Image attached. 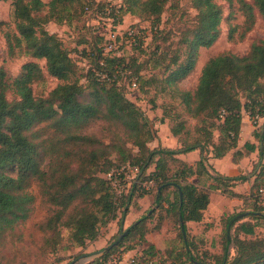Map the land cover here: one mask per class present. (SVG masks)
<instances>
[{
	"label": "trees",
	"instance_id": "trees-1",
	"mask_svg": "<svg viewBox=\"0 0 264 264\" xmlns=\"http://www.w3.org/2000/svg\"><path fill=\"white\" fill-rule=\"evenodd\" d=\"M10 1L16 34H6L8 54L14 57L27 52L33 58L44 59L46 72L60 82L47 97L35 95L32 85L44 80L37 62H24L20 74L14 78L6 76L0 66V250L37 208L45 211L35 225L43 235V247L55 251L60 246L63 229L68 231L71 244L83 246L96 239L99 226L114 219L120 206L128 204L122 211L123 220L136 198L153 189V203L159 210L154 228L159 229L162 219L170 217L183 243L181 255L189 264H264V237L255 232L264 224V120L253 132L257 144L246 142L243 146L247 152L256 148L258 152L249 174L253 183L247 197L230 189L235 182L248 180L246 175L212 176L207 171L210 158H220L236 148L243 111L254 121L264 119V39L252 41L244 54L225 50L209 57L200 69L194 90L179 88L178 82L194 70L199 49L210 47L219 37L222 20V9L215 0H190L196 10L195 24L182 32L183 59L179 61L176 56L173 69L167 65L169 72L164 81L197 124L190 134L186 120L179 114H163L160 122L165 118L173 121L169 130L179 145L151 148L149 143L157 137L156 132L135 102L126 96L123 83L128 80L129 86L132 80L140 82V71L137 66L132 67L136 62L132 56L104 53V37L93 29L92 20L106 3ZM168 1L122 0L123 16L128 14L149 22L151 41L139 39L136 45L146 47V53L155 51L156 39L163 31L161 14ZM239 2L244 30L235 37V28L230 26V40L241 39L252 28L254 5L264 22V0ZM45 7L46 14L42 15ZM58 7L74 9L63 18L71 19L79 13L82 26L89 33L81 48V55L89 65L86 71L80 72L61 38L43 28ZM125 39L123 36L122 40ZM100 74L106 77L101 78ZM87 87L94 88L93 100L88 102L81 99ZM8 90L15 95L12 100L6 97ZM95 126L96 132L90 129ZM192 150L200 152L195 167L176 158ZM235 156L241 157L242 152L235 151ZM123 165L137 166L138 172L128 192L117 195L105 175ZM204 173L212 180L208 189L187 180L190 175ZM148 181L152 184L146 189L144 184ZM33 185L36 192L31 190ZM210 190L242 197L244 207L220 217L221 253L213 256L212 262H205L193 254V238H189L186 229L188 221L202 219ZM148 217H140L120 230L125 233L119 241L115 244L113 241L108 251L94 261L107 264L114 248L128 241L124 252L137 244L143 245L141 255L131 264H152L156 255L155 247L146 239ZM156 261L165 264L163 260Z\"/></svg>",
	"mask_w": 264,
	"mask_h": 264
},
{
	"label": "rangeland",
	"instance_id": "rangeland-1",
	"mask_svg": "<svg viewBox=\"0 0 264 264\" xmlns=\"http://www.w3.org/2000/svg\"><path fill=\"white\" fill-rule=\"evenodd\" d=\"M42 1L45 3L49 2V0ZM215 1L222 9L219 37L210 47L199 49L198 60L194 70L186 78L178 82V86L181 89L194 90L200 69L209 57L225 50L244 54L248 51L252 41L264 39V22L257 7L254 5L255 21L252 28L246 31L241 39L230 40L228 38L230 26L235 28V37H238L240 32L244 30V15L240 9V2L239 0H232L230 4L227 0ZM245 1L252 2V0ZM73 10V8H68L67 10H63L60 7L56 8L55 16L44 23L43 28L50 33L57 34L61 38L63 47L69 52L81 72L83 70L86 71L89 67L87 59L81 55L82 44L89 36V33L82 26L83 22L80 20L79 13L71 19L63 18L65 14H72ZM46 11L47 7L44 8L41 14H46ZM195 16L196 10L192 7L190 0H169L161 14L163 31L160 37L156 39L157 46L155 51L150 54L146 53V47L131 46L125 40L123 41L122 37L117 42V51L123 56L133 57L132 60L136 63L132 67L136 68L137 66L141 76L140 82L134 88L131 85L127 86L128 80H122L124 85L126 84V96L135 102L151 130L155 132L158 130L156 125H160V118H163V114H165L164 116L179 114L181 118L186 120L185 127L189 129L190 134H193V129L197 124L196 119L189 117L183 105L179 103L178 97L171 92L164 81L169 72L167 65H169L170 69H173L176 67V64L172 63L173 59L176 56L179 57V61L183 59L185 47L181 43L182 32L195 24ZM123 18L125 25L143 28V33L148 34L150 29L148 21L140 20L138 17L128 14L124 15ZM6 34H16V19L10 0L0 1V66L6 72V76L14 78L20 74L21 66L24 62H37L44 74V80L32 85L33 92L35 95L47 97L60 81L46 72L44 59L33 58L27 52L11 57L7 52ZM150 36L151 34L147 36V42ZM93 89V87L84 88L81 99L86 102L92 101ZM6 97L8 100H12L15 95L8 90L6 91ZM164 111L165 113H163ZM242 116L243 132L255 131L261 125L260 119L258 120L257 118L255 122L254 118H250L245 111L242 112ZM171 123L173 121L165 118L164 124H167L168 128ZM163 128L166 130V126ZM90 129L94 132L97 131L96 126ZM127 145L130 146V144ZM111 158H114V155ZM250 168L246 171V174L252 171V165ZM145 188L149 189V184H146ZM31 190L36 192V187L33 185ZM154 193V190L151 189L149 193L145 194L147 200L140 207L145 208L144 211L138 213V215L133 213V217H129L130 219L128 220H126V216L123 220L121 218L122 211L128 204L120 206L114 219L110 220L106 225L99 226L96 239L87 241L83 246L71 244L68 239V231L63 229L60 246L55 251H50L42 246L43 235L36 229L35 225L44 217L45 211L37 208L29 219L16 228L14 235L7 238V243L0 250V264H92V261L97 260L108 251L105 248L115 241L117 235L121 233L120 230H125L132 221L143 216H149L147 219L149 232L146 234V239L148 243L153 244L155 247L154 256H156L153 258L152 264L158 263L156 259L163 260L165 264H189L186 257L181 255L183 243L177 226L171 220H168L163 223L160 229L154 228L158 220L157 207L153 203ZM211 204L208 211V218L211 220L207 221L206 224L187 225L186 229L189 238H193L194 246L191 249L193 254L205 262H212L214 260L213 256L221 253V232L216 233V229L221 224H217L220 223L217 222V218L221 217V213L230 212L227 210H231L233 205L231 201L229 202L222 195H215ZM232 208L236 209L237 205ZM131 219L132 221L130 222ZM208 227H211V230L207 231ZM255 232L257 236L264 237V224H260L255 229ZM17 236L19 237L17 238ZM127 244L128 241L114 248L107 264H131L130 260L132 258H137L141 255L143 245L137 244L131 250L124 252L123 247ZM231 254H233V251H231ZM94 264L100 263L94 261Z\"/></svg>",
	"mask_w": 264,
	"mask_h": 264
},
{
	"label": "crops",
	"instance_id": "crops-1",
	"mask_svg": "<svg viewBox=\"0 0 264 264\" xmlns=\"http://www.w3.org/2000/svg\"><path fill=\"white\" fill-rule=\"evenodd\" d=\"M260 120L262 124L264 119H260ZM242 121H243V116H242ZM242 121H241V131L239 134V139H238L236 148L232 149L231 151H229L228 153H226L224 156L220 158H210L208 160L210 166L207 165V171H208V174L212 176H217L219 174H222L223 176L246 175L248 180L242 181V182L237 181L233 184V186L230 187V189L237 194H241L242 196L247 197L249 195V192H250V189L253 183V177L249 175L250 173L246 174V171L251 169L250 167L256 160L258 152H257V148L254 149L253 151H248V152L244 149L243 146L246 142H250L251 144L256 145L257 141L253 135L254 131L249 130V131L243 132ZM159 123L160 125L158 126L156 125L157 127L156 129H158L156 130L157 137L149 143V146L151 148L157 147V146L169 147V148L177 147L179 145L177 137L171 134L167 124H164V122L163 123L159 122ZM164 126H166V130L163 128ZM237 150H240L242 152L241 157H236V156L234 157V152ZM176 158L179 161L184 162L189 166L195 167L197 161L200 159V152L198 150H192L186 153H180L176 155ZM208 174L204 173L199 176H197L196 174H193V175H190L187 178V180L190 183L195 184L199 188L208 189L209 184L212 183V180L209 178ZM215 195H222V197L228 199L229 202L231 201V203L233 204L232 207L234 205L235 206L237 205L236 209H233L231 207V210H227V211H230V212L238 211L244 207V201L242 197L227 196L226 194H223L220 190H210L209 191V202L206 208L203 210L202 219L198 222L188 221L187 222L188 226L189 225L192 226V225L199 224V223L206 224L207 221L211 220L208 218V211L212 205L211 201ZM146 200H147V196L145 195H143L142 197L136 198L135 203L129 206L128 213L126 214V220L132 218L133 213H136L135 215H138V213L144 211L145 208H140V207L144 205ZM153 200H154V197H153ZM247 202H250V200H248ZM164 206L166 207L167 205L165 204ZM158 211L159 210L156 209L157 213ZM230 212H227V213H230ZM222 215L223 213H221V216ZM169 218L170 217H164L162 219L160 228L162 227L164 222L171 220ZM131 221L132 219L130 220V222ZM217 222H220V217L219 219L217 218ZM217 224L220 225V223H217ZM204 229H206V227H204ZM209 230H211V227H208L207 231ZM220 232H221V225L218 227V229H216V233H220Z\"/></svg>",
	"mask_w": 264,
	"mask_h": 264
},
{
	"label": "built area",
	"instance_id": "built-area-1",
	"mask_svg": "<svg viewBox=\"0 0 264 264\" xmlns=\"http://www.w3.org/2000/svg\"><path fill=\"white\" fill-rule=\"evenodd\" d=\"M106 3V6L102 11L97 13L96 17L92 20L93 29L99 35L104 37L103 51L104 53L112 52L114 55H120L117 51V42L126 37V43L131 46L138 45V40L141 39L144 42L147 41V36L151 34L149 29L148 34H144L143 28L132 27L131 25H125L122 15V0H97ZM101 78H105V74H100ZM132 88L136 87V82L132 80L130 82ZM138 172L137 166L123 165L120 168L111 170L105 176L111 181V184L117 195L126 194L130 189L132 183L135 182V177ZM151 186L152 182L148 181L144 184ZM134 258L130 260L132 263Z\"/></svg>",
	"mask_w": 264,
	"mask_h": 264
},
{
	"label": "water",
	"instance_id": "water-1",
	"mask_svg": "<svg viewBox=\"0 0 264 264\" xmlns=\"http://www.w3.org/2000/svg\"><path fill=\"white\" fill-rule=\"evenodd\" d=\"M181 195V193H180ZM182 224V222H181ZM125 232H121L120 234H118L117 238L115 239V241L113 242L114 244L117 243L119 241V239L123 236ZM110 246H107L105 249H108Z\"/></svg>",
	"mask_w": 264,
	"mask_h": 264
}]
</instances>
